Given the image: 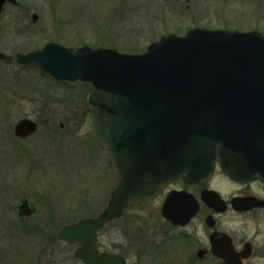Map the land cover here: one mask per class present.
Listing matches in <instances>:
<instances>
[{"label": "water", "instance_id": "95a60500", "mask_svg": "<svg viewBox=\"0 0 264 264\" xmlns=\"http://www.w3.org/2000/svg\"><path fill=\"white\" fill-rule=\"evenodd\" d=\"M18 58L88 90L94 136L120 176L100 215L58 233L79 243L76 255L85 263L126 264L118 254L99 252L98 231L177 177L201 181L219 161L236 179L264 181V33L195 27L162 36L140 53L49 42ZM37 127L23 118L15 134L27 137ZM16 209L26 216L35 211L28 199Z\"/></svg>", "mask_w": 264, "mask_h": 264}, {"label": "rangeland", "instance_id": "374dc122", "mask_svg": "<svg viewBox=\"0 0 264 264\" xmlns=\"http://www.w3.org/2000/svg\"><path fill=\"white\" fill-rule=\"evenodd\" d=\"M19 1L23 9L9 11L18 14L8 19V31L25 30L6 33L11 48L56 40L141 51L162 34H183L196 25L264 32V0ZM3 70L8 81L2 77L0 84L8 82V96H0V264H85L57 231L100 214L117 179L109 155L94 140L86 95L11 63L0 62ZM23 118L39 127L18 138L14 126ZM213 184L224 196L237 189L220 171ZM23 198L36 207L31 216L17 213ZM158 202L146 200L107 224L98 234L99 248L120 250L128 264H139L136 241L152 237ZM224 221L239 237H248L252 227L262 231L264 225L249 214L229 213ZM196 222L199 240L201 224ZM142 257L147 263L149 253Z\"/></svg>", "mask_w": 264, "mask_h": 264}, {"label": "flooded vegetation", "instance_id": "af4514ba", "mask_svg": "<svg viewBox=\"0 0 264 264\" xmlns=\"http://www.w3.org/2000/svg\"><path fill=\"white\" fill-rule=\"evenodd\" d=\"M11 9L21 11L23 9V4H21L19 0L17 3L4 0L1 6L0 53L2 55H0V62L7 64L11 63L22 70H29L38 74L39 72L35 68H27L20 63L16 59V54L18 52H27L39 48V44H34V46L32 44L29 46V43H27L21 45V48H11L12 45H8L6 33L12 34L13 32H24L25 30L19 28L18 30H13V32L8 31V19L18 14L9 12ZM8 47H10V49H8ZM8 55H11L12 58H8ZM1 71L0 78L3 77V80L8 81V71ZM39 76L43 77L42 75ZM1 86H3L4 90ZM1 95L8 96V82L0 84V96ZM214 176L196 184H188L183 178H178L157 195L146 199L147 201L158 199L159 204L156 207L157 216H155V222L153 220L150 224L154 225L150 233L152 237L137 239L136 241L138 243H136L137 248L135 249H137V253L139 254L137 259L139 264H264V225L262 231H260L259 226L256 228L252 227L250 233H248V237H239L237 230L230 228L227 221H224L229 213H238L239 215H252L257 221L263 220L264 224V182L258 179L237 181L223 173L226 179L237 186L235 191L229 193L228 196H224L219 188L213 184ZM173 189L180 191L187 190L191 192L199 202L198 209L186 222H183L187 217L186 212L194 209V204L191 202L192 199L190 198L184 197L174 201L172 210L176 214V216H173L176 222L166 217L163 213V205L169 192ZM210 189L218 191L224 201L213 197V195L209 193L203 195L205 190ZM249 196L257 197L262 200L263 204H255L254 206L234 205L233 200L235 198ZM197 220H200L201 236L203 237L199 240L196 231L198 227L195 226L198 224L196 222ZM159 221L161 222L159 223ZM158 224L159 229H157ZM192 226L194 227L191 230L190 228ZM66 245L70 248L73 246L74 250L77 246L76 244ZM49 249L56 250L53 246ZM99 249L106 253L123 256L128 264L127 257L119 252L120 250L114 251L112 249L109 250V248ZM146 253H149V259L147 263H144L142 260L144 257H142V255H146Z\"/></svg>", "mask_w": 264, "mask_h": 264}]
</instances>
